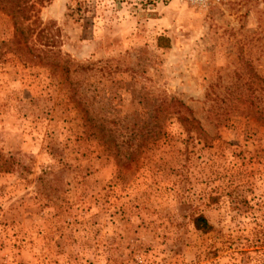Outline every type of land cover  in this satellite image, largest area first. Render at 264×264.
Returning a JSON list of instances; mask_svg holds the SVG:
<instances>
[{
    "label": "rangeland",
    "instance_id": "1",
    "mask_svg": "<svg viewBox=\"0 0 264 264\" xmlns=\"http://www.w3.org/2000/svg\"><path fill=\"white\" fill-rule=\"evenodd\" d=\"M36 11L20 51L0 11V264H264V0Z\"/></svg>",
    "mask_w": 264,
    "mask_h": 264
},
{
    "label": "trees",
    "instance_id": "2",
    "mask_svg": "<svg viewBox=\"0 0 264 264\" xmlns=\"http://www.w3.org/2000/svg\"><path fill=\"white\" fill-rule=\"evenodd\" d=\"M49 0H0V11L4 12L12 20L14 36L11 41V46H15V50L20 51L21 49H30V47L25 44L23 47H20L21 42H27L29 37L34 33L39 35L43 34V30L36 28L35 22L37 21L33 17L37 11L36 6H41ZM32 17L34 19H32ZM31 23L28 24V22ZM246 100V116L257 117L264 120V108L257 106V98L254 93L250 94ZM179 122L183 126H187L190 130H195L196 137L203 141V144L208 143V135L201 128L199 123L193 118H187L184 116L179 117ZM98 137V136H97ZM105 135L101 133V140L104 141ZM193 225L196 230L201 231L202 233H209L213 230V227L207 221L203 215H198L193 219Z\"/></svg>",
    "mask_w": 264,
    "mask_h": 264
},
{
    "label": "built area",
    "instance_id": "3",
    "mask_svg": "<svg viewBox=\"0 0 264 264\" xmlns=\"http://www.w3.org/2000/svg\"><path fill=\"white\" fill-rule=\"evenodd\" d=\"M180 1L188 2L200 7H206L212 2V0H180Z\"/></svg>",
    "mask_w": 264,
    "mask_h": 264
}]
</instances>
